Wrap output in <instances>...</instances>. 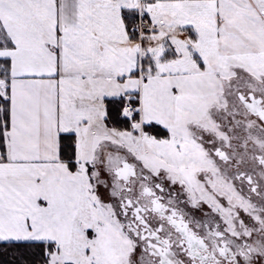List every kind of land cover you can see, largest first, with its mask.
Returning <instances> with one entry per match:
<instances>
[{"label": "snow or ice", "instance_id": "1", "mask_svg": "<svg viewBox=\"0 0 264 264\" xmlns=\"http://www.w3.org/2000/svg\"><path fill=\"white\" fill-rule=\"evenodd\" d=\"M0 264H264V0H0Z\"/></svg>", "mask_w": 264, "mask_h": 264}]
</instances>
